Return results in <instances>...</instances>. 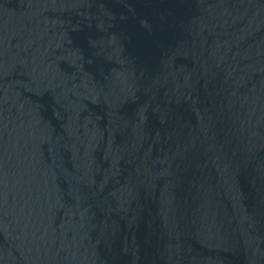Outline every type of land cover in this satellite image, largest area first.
Wrapping results in <instances>:
<instances>
[{
  "label": "water",
  "instance_id": "1",
  "mask_svg": "<svg viewBox=\"0 0 264 264\" xmlns=\"http://www.w3.org/2000/svg\"><path fill=\"white\" fill-rule=\"evenodd\" d=\"M0 264H264V0H0Z\"/></svg>",
  "mask_w": 264,
  "mask_h": 264
}]
</instances>
